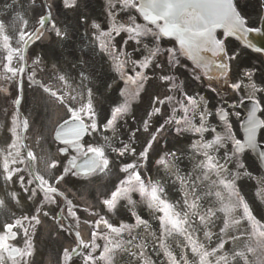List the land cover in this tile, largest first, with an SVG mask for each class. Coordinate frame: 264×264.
Listing matches in <instances>:
<instances>
[{
    "label": "rangeland",
    "instance_id": "rangeland-1",
    "mask_svg": "<svg viewBox=\"0 0 264 264\" xmlns=\"http://www.w3.org/2000/svg\"><path fill=\"white\" fill-rule=\"evenodd\" d=\"M29 1V0H28ZM28 1L24 2H19V0H16L14 2H10L9 0H0V21L5 20V16L10 14L11 11L15 9H20L23 13H21L23 16L26 17L31 15L34 16V10L36 4L30 5ZM16 3V4H15ZM40 5L41 13L43 10V7ZM33 7V8H32ZM34 11V12H33ZM128 15L130 19L134 22H137L136 15L132 12H128ZM28 21V20H27ZM2 29V27H0ZM0 29V31H1ZM151 30V29H150ZM147 31V30H146ZM153 31V30H151ZM49 33V36H54L55 32H52L50 29L47 31ZM4 36L3 32H0V38ZM149 37V34L145 33L144 35H140V37ZM52 38V37H51ZM154 39V38H152ZM148 41H151V39H147ZM155 40V39H154ZM1 41V40H0ZM162 49H169L168 45H163ZM99 48V46H97ZM239 48H237L238 50ZM99 51V50H97ZM52 53H50L49 56V61L48 59H44L42 61L46 66L51 67L52 69L54 68L55 72L59 75H61L63 78H71V79H80L82 75L79 74L78 72L76 75H74V71H72L73 68H78L79 64L83 65V68H85L86 61H84L83 58H80L79 61H70L69 64L67 62L66 67H62L63 70L61 71L58 67V65H63L62 63L58 62L59 60L54 57V50H51ZM76 53L81 54L80 50L76 46ZM243 53V51H241ZM53 56V58H51ZM51 58V59H50ZM79 74V75H78ZM84 79V78H83ZM233 84H235L237 87L240 88V94L239 95H245L248 96L251 94V86L249 83V80L246 79L244 76L238 77L235 81H233ZM35 90L29 89V87L24 89V107H26L27 102H29V105L31 107H36L35 106ZM9 104H14V102H9ZM117 107V104L111 105V110ZM13 110V107H12ZM111 116V114H110ZM221 162L219 164H222V158ZM246 158H243L242 160L240 159H234L230 157L228 160H226V165L225 169L223 167H220L218 164V168L216 169V172H214V176L210 179H206V182L203 183L201 186L203 187V191L205 190L204 188L208 189V195L213 197L214 194L218 193L220 190L223 189V183L225 180H228V173H225V170H228L229 172L231 171L232 176L237 175V179H239V183L241 186L240 192L244 191V194L246 196V199L244 200L245 205H240V204H234L233 206L236 208L235 212V217L237 220L240 219H245L248 217L249 214H251L250 218L247 220V228H249V225L254 224H262L264 226V196H263V189L260 184H252L247 180V176H244L245 173H247V165H246ZM224 164V162H223ZM198 171L194 170L193 175L200 177V173H197ZM258 179L260 178V173H258ZM260 180V179H259ZM211 182H216L214 184H210ZM205 185V186H204ZM196 186L197 183H193L192 186H188L187 193L185 194L184 198L188 197V200L186 201V205L183 203L182 204V210H180V218L182 220L186 219L187 224L184 225L183 230H177L176 232L173 231V234L170 238H167L166 241L169 242V250H168V255L171 252L175 253V256L177 255L178 258L183 259L186 257V259H189V255L185 256V252L179 250V248H189L190 251H194L196 248H201V246L204 244V241H200V237L197 235L196 229L197 227H200V229H208V225L210 226V220H209V213H207V209H212L213 207H219L221 204L217 205H203L200 206L198 204L197 194H196ZM187 188V187H186ZM219 190H215L218 189ZM215 191V193H214ZM208 196V197H209ZM207 197V199H208ZM245 207L248 209V212H242L241 208ZM204 208V209H203ZM229 212L226 211V215H228ZM221 216V215H219ZM223 216V215H222ZM200 217V224L198 223V218ZM216 224L218 227L221 226V221H216ZM255 228V227H254ZM143 229L147 228H142L141 226L137 228L135 226L134 232L131 233L128 231L129 235L131 234V237L136 236V243L135 246L133 245L132 241L128 239L125 248H133L131 250L132 253H138V248H145V244L147 242L142 243V238L141 234L146 238V240H151L153 242H156L157 246L161 247L163 246V241L164 238L159 236H155L154 233L150 230V232H147L146 234L142 233ZM258 230L264 232V227H258ZM138 231L141 234H138ZM149 233V234H148ZM248 233V232H247ZM246 233V235H248ZM151 235V236H149ZM243 234L238 230L235 233H225L223 235H220L219 241L217 244L219 246L223 243L224 246L223 248H236L237 255L244 256L246 254V248H249V241H247L244 244V239H242ZM147 236V237H146ZM110 238L113 239L114 236L112 233H110ZM128 238V237H127ZM242 239V240H241ZM229 240V241H226ZM239 240V241H238ZM239 242V243H238ZM259 242H263L262 239H260ZM235 246V247H234ZM119 248H122V244L119 246ZM126 260H124L125 262ZM137 262H140L141 264H153L154 259L152 258V252L151 248L148 250H144L143 253L139 254V258L136 260ZM158 263V262H157Z\"/></svg>",
    "mask_w": 264,
    "mask_h": 264
},
{
    "label": "snow or ice",
    "instance_id": "snow-or-ice-1",
    "mask_svg": "<svg viewBox=\"0 0 264 264\" xmlns=\"http://www.w3.org/2000/svg\"><path fill=\"white\" fill-rule=\"evenodd\" d=\"M127 2L129 4L132 3V0H127ZM140 3L142 5H145V4H149L151 3V0H140ZM70 6H74V5H70ZM246 23V22H245ZM223 30V32L226 33V35L224 37H228L227 33H231V36L232 37H235L237 39H242L245 41V43L250 46V47H253L254 50H255V47L253 45H250L247 41V37H248V32L241 28L239 23L237 22H232L230 24H227L225 26H223L221 28ZM161 32L163 34V36L165 38H169V39H177L180 41L181 43V47H182V51H185L187 52V54H192L193 53V50L196 49L197 47V44L198 42L191 36H185V35H178L176 37H173V36H170L168 31L165 29V28H161ZM138 34H142V33H138ZM101 35H107V31L105 32H102ZM117 35H120V31L117 30ZM99 39V37H98ZM187 40L188 41V47L185 49L183 47L184 45V41ZM209 43H214L213 41H208ZM216 42H220L219 38H217V41ZM101 47L104 48L106 50L107 48V45L104 44V42H101ZM221 47H223V44L221 42ZM226 50V49H225ZM197 55H198V52H197ZM200 59L204 60L207 64V66H210L211 65V61L208 60V58L206 57H200ZM122 63L121 61L117 60V64L115 66V69L117 71H119V64ZM49 94H53V93H49ZM54 95V94H53ZM207 131V130H205ZM245 135L247 136V133H245ZM219 138H217V141L218 142ZM249 147H254V145L250 142L249 143ZM15 155H18V153L16 154H12V153H9V156L12 157V161L15 162ZM161 162L164 163L163 159H161ZM165 166L167 167L168 165L165 164ZM136 177L137 179H139V173H136ZM8 179H11V174H9L8 176ZM33 193L35 194V189L33 190ZM141 195H146L148 197V200H149V205L150 207H153V208H156L159 212H160V222H161V228L163 230L165 224L167 223L171 228H174L176 230H183L184 228V225L187 224V220L184 219L182 220L180 218V213L176 212L173 205L171 204H168L166 202H164L163 200H161L159 198V196L157 195V187L155 185H153L152 189L149 191L148 189H144L142 188L141 189ZM107 203V201L105 202ZM44 206V201L42 200L41 201V204L37 207V209L35 210V214L32 215V217H25V219H31V220H34L35 221V225H33V227H35L36 225H39L41 223L40 219H39V211H40V208H42ZM44 215L47 217L49 215V213L47 212H44ZM78 219V217H77ZM241 221H236V223H240ZM100 223H106V221H103L101 220ZM18 225H12L10 226L11 228H15L17 227ZM97 227H99V224L97 225ZM25 236H27V233H28V229L27 228H23L22 229ZM122 231V230H121ZM119 235V233H118ZM261 235H264V232L261 233ZM17 235L15 234V232H13V234L9 237V239H12V240H15L17 239ZM25 245L32 249L30 251H27L25 252L24 250L22 249H16L14 245H10L9 247L12 248L16 253L17 255L16 256H13L11 259L12 261L15 262V264H27V261L25 260V256H28L30 257L31 255H33V252H34V246L32 244V240L31 239H26L24 241ZM224 244L222 243L219 248H223ZM261 249H264V242L260 243L258 245ZM99 246L96 245L95 247L92 248V252L95 253L97 248ZM202 247V246H201ZM78 250V246H75L73 247L70 251L72 253L76 252ZM218 249H213L212 252L215 253ZM66 251H69V250H66ZM249 251L250 252H255L256 249H253V248H249ZM210 254L205 252L204 256L205 258H207ZM69 262L72 261V256L69 255ZM101 260H105V257L101 256L100 257ZM88 260L89 261H93L95 260V257L94 256H89L88 257ZM220 260H224L225 261V264H227V261H228V257H227V254H225L223 257H220V258H217V261H216V264H220ZM0 264H3V261L0 260ZM83 264H88L87 261H84ZM210 264V262H209ZM244 264H248V261L247 259L245 258V262Z\"/></svg>",
    "mask_w": 264,
    "mask_h": 264
},
{
    "label": "flooded vegetation",
    "instance_id": "flooded-vegetation-1",
    "mask_svg": "<svg viewBox=\"0 0 264 264\" xmlns=\"http://www.w3.org/2000/svg\"><path fill=\"white\" fill-rule=\"evenodd\" d=\"M194 93H195L194 97L196 99H198L200 96L202 98L204 94V90L198 89V90H195ZM189 100L190 98L187 99V101ZM194 109H198V105L194 103L187 104L186 106H177L174 109V115L181 114V113L182 114L193 113ZM263 120H264V111H263ZM263 139H264V134H263ZM34 164L35 162L33 158L27 157V159L24 161L20 169L14 170L12 172V176L17 178L20 183L22 184L24 183L25 185L24 191L27 195L35 199L44 198L45 193L52 194L50 191L55 190V186L53 185V182L51 183L43 179V176L36 170ZM63 173L65 174L66 178L69 177L67 170H65ZM82 182L84 183V181ZM82 182H79L78 184L70 182L69 184L70 186L80 191L84 187V185H82ZM34 189H35V194L33 193Z\"/></svg>",
    "mask_w": 264,
    "mask_h": 264
},
{
    "label": "water",
    "instance_id": "water-1",
    "mask_svg": "<svg viewBox=\"0 0 264 264\" xmlns=\"http://www.w3.org/2000/svg\"><path fill=\"white\" fill-rule=\"evenodd\" d=\"M218 6L217 10H219L222 6L224 7V10H227L228 7V3L225 0H213V5L211 7H216ZM209 8H206V10H208ZM241 28H243L240 25ZM244 29V28H243ZM246 30V29H245ZM247 31V30H246ZM248 32V37H247V41L250 45H253L255 47V50H260L262 49L264 51V24H263V36L262 35H257L254 34L252 32ZM243 43H245L244 40L240 39ZM246 44V43H245ZM247 45V44H246ZM248 46V45H247ZM250 47V46H249ZM253 48V47H251ZM254 49V48H253Z\"/></svg>",
    "mask_w": 264,
    "mask_h": 264
},
{
    "label": "bare ground",
    "instance_id": "bare-ground-1",
    "mask_svg": "<svg viewBox=\"0 0 264 264\" xmlns=\"http://www.w3.org/2000/svg\"><path fill=\"white\" fill-rule=\"evenodd\" d=\"M51 95H53V94H51ZM44 99L46 100V98H44V96H43V98H41V100L44 101ZM49 108L52 109V111L50 113L51 117H53L55 120L59 121V118L61 117V113L59 112V109L54 105L53 98H51Z\"/></svg>",
    "mask_w": 264,
    "mask_h": 264
}]
</instances>
